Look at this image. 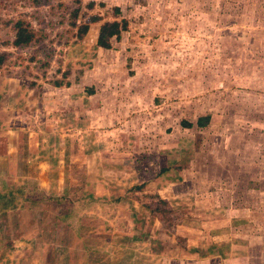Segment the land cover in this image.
<instances>
[{"label":"rangeland","instance_id":"rangeland-1","mask_svg":"<svg viewBox=\"0 0 264 264\" xmlns=\"http://www.w3.org/2000/svg\"><path fill=\"white\" fill-rule=\"evenodd\" d=\"M115 6L129 27L111 48L99 47L100 25L117 19ZM94 15L102 20L78 37V26ZM20 18L38 32L27 48L10 44ZM2 51L10 57L0 77L12 83L16 77L32 85L69 77L77 84L66 91L74 101L61 103V121L57 108L42 107L39 115L49 117L36 124L47 140L61 128L68 132L67 188L84 200L41 205L38 237H23L21 250L0 249V264L108 255L122 264H187L192 251L237 257L250 253L253 234L264 241V0H0ZM83 95L92 113L77 111ZM39 101L37 107L44 105ZM208 114L209 125L198 127L197 118ZM76 124L85 127L82 138ZM94 179L101 185L91 187ZM161 197L171 222L147 207ZM5 203L12 205L3 200L0 207ZM10 214L0 218L3 244L19 233ZM59 214L72 216L63 223ZM23 216L29 227L30 215ZM109 232H116L117 243L103 250ZM81 237L98 247L69 251ZM31 238H47L54 248L38 252Z\"/></svg>","mask_w":264,"mask_h":264},{"label":"crops","instance_id":"crops-1","mask_svg":"<svg viewBox=\"0 0 264 264\" xmlns=\"http://www.w3.org/2000/svg\"><path fill=\"white\" fill-rule=\"evenodd\" d=\"M18 78L19 77L14 78L12 83L7 77H0V96L4 97L3 100L0 97V184L3 187V189L0 190V203L3 200H7L12 204L9 205L5 203L0 207V218L3 217V213L4 215L8 216L9 214L10 216V212H12L15 216V226L19 232L17 237L13 238V243L10 241V243L3 244L1 241L3 237L1 236L0 249L8 246L9 249L12 250H21V243L23 240H26L23 239V237L27 238L32 232L35 235L39 234V229H37V215H39L38 208H40L41 205L49 203L59 205L73 204L75 200L79 202V200L82 199V197L78 196L76 198L71 197V193L68 192L67 188L68 180L66 175L70 153L68 154L69 147L65 146V142L68 141L66 140L67 137H69L68 132L61 128L58 134H56L57 136L47 140L45 136L40 135V132L37 130L38 125L36 124L40 121V117L44 122L45 120L47 121L46 116L48 115L43 116L45 111L42 110V107L51 108L50 110H53V107L57 108L59 113H56L55 117L58 119V122L61 121L60 117H63L59 116L62 110L61 103L74 101L70 99L71 96L67 94L66 91L77 84L69 77L67 80L70 81V84L62 86H55L50 81L41 84L39 80L35 85H32V82L25 84V80ZM12 86L15 88L12 89ZM98 89L97 85L91 88L93 91L89 94L92 95H89V97L87 96L90 101H92L91 99L94 96V90L98 91ZM62 93H66V95ZM10 95L14 97L12 100L10 99ZM41 97L44 105L37 107L36 104L40 102L39 99ZM85 97L86 95L78 96L77 111L80 113V110L83 109L84 113L87 112L89 114L92 113V110L86 108ZM40 112L43 114L42 116L39 115ZM62 120H64V118H62ZM75 129L77 132L76 136L80 134L79 138H82L83 135L85 136V127H80V124H76ZM52 142L58 144L60 147V152L57 154L59 155L57 163L53 158V155H56L53 152L56 145L54 144V146H51ZM72 144L74 145L75 143L72 142ZM157 155L162 157L160 151ZM95 178L97 179V177ZM96 179H94L93 182H89V185L93 188H96V185H101ZM54 187H58L61 190L57 189L54 191ZM91 197H96L100 200L103 199L102 196L96 194ZM114 199L118 201V198ZM163 199L166 198L164 197ZM82 200H84V198ZM23 203H29L27 205L28 209L22 207ZM13 210L18 211V213L13 212ZM26 212L30 215L29 227H26L27 223H25V225L22 223L26 221L23 216V213L26 215ZM80 214L81 212H79V215ZM110 215H113L112 217L116 219V217H118V212H116V214L111 213ZM71 216V214H59L56 217L62 219L63 223H67ZM22 218L23 221H21ZM90 219H97V217H92ZM18 228H20V230ZM95 229L97 228L91 229L90 231L94 232ZM98 232H101V230ZM115 233L116 232H109V234H103V236H109V242L103 244L105 245V248H102L103 250L107 248H109V250L113 249L111 247L117 243L115 242ZM92 235L94 236L96 233H92ZM253 236V245L251 243L252 246L250 245L248 247V250H250L249 254L233 257L232 255L230 256V254L225 255L224 252H219L218 255H216L218 257L214 258V256L200 257L197 255L198 252L195 251L196 254L194 255V251H192L187 264H264V241L262 242L261 236L256 234H253ZM82 239L84 238L81 237L79 242H76V245L79 246L68 247L69 251L92 250L98 247L97 245L94 246L93 242L95 241L88 240L87 242ZM31 241V247L34 250L38 252L45 251V254H47L48 251L50 252L54 246L51 240L48 241L47 238H45V240L31 238ZM254 250L258 251L257 256ZM254 255L256 256L255 258ZM108 256V258L102 260L87 259V261H83L80 258H70L68 261H65L66 263L62 262V264H85L86 262H88L87 264H122L117 258L115 259L111 255ZM32 260L33 259L30 260V264H34V262H31ZM12 264L27 263H25V261L21 263V260H17V263L13 261ZM36 264L42 263L38 261ZM44 264H52V262L48 263L47 258Z\"/></svg>","mask_w":264,"mask_h":264},{"label":"trees","instance_id":"trees-1","mask_svg":"<svg viewBox=\"0 0 264 264\" xmlns=\"http://www.w3.org/2000/svg\"><path fill=\"white\" fill-rule=\"evenodd\" d=\"M79 8L74 10L73 16L77 18L79 16ZM121 8L119 6L114 7V14L116 15L117 19L115 20H107L101 23L98 36H97V45L102 48H111L112 47V39L116 38L119 39L122 35V33L128 29L129 27V21L127 18L122 17L118 19V17L121 15ZM102 17L100 15H94L90 18L89 22L83 23L78 26V33L77 36L82 38L84 34H86L89 31L90 23L92 22H98L101 21ZM73 25H76V21L73 22ZM14 29V38L10 42L13 46L16 48H27L29 47L33 42L38 41V32L34 29L32 24L25 20V19H17L14 21L13 24ZM10 57V53L8 51H2L0 52V70L6 65ZM46 64V62H45ZM63 74L65 75V78L68 76L69 72L64 71ZM55 86H62V85H69V80H54L51 82ZM93 90H90L92 92ZM212 117L210 114L208 115H201L197 118L196 124L198 127L204 128L209 125L211 122ZM183 125H186L187 127H192V122L183 121ZM163 206V207H162ZM168 201L163 198H159L157 205L152 207L150 205H147L148 208H150L153 215L157 216L159 219L167 222L170 220L169 217L164 216V214L171 212ZM171 222V221H169Z\"/></svg>","mask_w":264,"mask_h":264}]
</instances>
